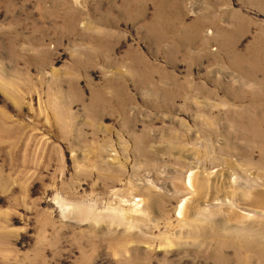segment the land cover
Masks as SVG:
<instances>
[{"label":"rangeland","instance_id":"1","mask_svg":"<svg viewBox=\"0 0 264 264\" xmlns=\"http://www.w3.org/2000/svg\"><path fill=\"white\" fill-rule=\"evenodd\" d=\"M0 264H264V0H0Z\"/></svg>","mask_w":264,"mask_h":264},{"label":"bare ground","instance_id":"2","mask_svg":"<svg viewBox=\"0 0 264 264\" xmlns=\"http://www.w3.org/2000/svg\"><path fill=\"white\" fill-rule=\"evenodd\" d=\"M257 201V200H256Z\"/></svg>","mask_w":264,"mask_h":264}]
</instances>
